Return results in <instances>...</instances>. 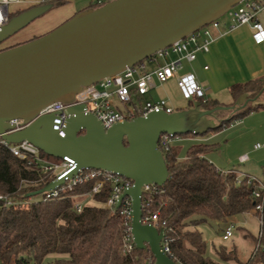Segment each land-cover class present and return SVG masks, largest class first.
Here are the masks:
<instances>
[{"label":"water","instance_id":"water-1","mask_svg":"<svg viewBox=\"0 0 264 264\" xmlns=\"http://www.w3.org/2000/svg\"><path fill=\"white\" fill-rule=\"evenodd\" d=\"M244 0H111L88 8L51 32L0 52V138L28 142L46 155L73 159L77 169L105 170L134 181L119 198L133 203L132 234L136 247L150 250L155 264H177L161 248L163 229L144 225L142 188L163 187L169 179L158 147L162 135L204 136L215 129L220 112L244 109L243 95L232 106L150 113L105 129L84 106L67 109L65 138L54 130L55 116L41 115L55 103L70 105L85 87L121 74L151 59L187 36L219 20ZM54 8L34 6L0 28V45ZM256 97L254 100H257ZM13 121H21L17 129ZM54 180L27 197L63 185Z\"/></svg>","mask_w":264,"mask_h":264},{"label":"trees","instance_id":"trees-1","mask_svg":"<svg viewBox=\"0 0 264 264\" xmlns=\"http://www.w3.org/2000/svg\"><path fill=\"white\" fill-rule=\"evenodd\" d=\"M106 1L92 3L90 8L100 7ZM42 4L56 7L64 2L49 0ZM22 12L10 14L9 19ZM229 92L234 102L243 95L251 101L240 111L227 112L229 117L220 120L206 135L226 129L233 122L264 109V103H259L264 100V76L234 85ZM256 97L258 99L254 100ZM196 102L203 110L221 106L210 98L206 102L203 99ZM217 145L194 144L184 159L179 158L176 148L171 147L164 155L169 170L167 183L156 194H145L142 198L143 214L158 213L160 222H166L172 229L171 250L177 264H242L234 247L216 250L222 262L209 258L207 245L198 230L201 224L210 220L226 223L233 217L251 213L259 203L253 196L258 185L250 183L249 176L239 179L238 170L222 172L207 159V154ZM41 155L46 156L42 151ZM53 179L49 174L29 168L0 140V196L16 202L41 190ZM92 186V182L80 185L53 202L5 206L0 201V264H43L49 257L48 264H144L149 258L154 260L149 249L136 247L123 254L124 217L120 210L104 207L111 196L110 189L92 198V203L86 204L82 212L75 210V203L83 201L81 196ZM245 237L258 243L251 234H245ZM254 252L249 264H264V251Z\"/></svg>","mask_w":264,"mask_h":264},{"label":"built area","instance_id":"built-area-1","mask_svg":"<svg viewBox=\"0 0 264 264\" xmlns=\"http://www.w3.org/2000/svg\"><path fill=\"white\" fill-rule=\"evenodd\" d=\"M21 1L22 0H0V28L9 21V7L13 4L21 3ZM47 1L49 0H42V3ZM263 11L264 0H244L225 14L231 19V24L227 32L231 33L242 26H251L255 31V41L264 44V25L258 19V15ZM219 27L220 20L214 21L171 47L158 52L152 57V63L156 65V69L152 72L147 70L144 62L129 67L119 75L106 78L99 83L83 88L75 96L72 104H52L42 110L41 115H54V130L58 131L60 136L65 138L66 112L71 106H84V112L95 116L106 130L118 123L132 121L138 117H145L150 113L165 112L167 114H172L175 110L167 100L160 99L158 101H149L145 99V96L149 94L153 88V81L156 80L159 84L169 82L175 77L178 71L182 70L183 60L193 62L197 59L198 53H208L212 42L215 40L212 30H218ZM173 54L177 55L178 59L166 62L165 64L158 63L159 60L166 61ZM177 86L182 91V96L186 101L193 102L198 99H203V101L206 102L208 99L206 90L198 84L193 74L179 77L177 79ZM12 124L15 125L18 130L23 128L21 127V121H13ZM179 139V136L162 135L158 147L163 155L169 153L172 143ZM1 142L9 148L14 156L26 162L29 168H35L40 170L43 174L53 176V181L64 180L63 185L54 190L35 197H27L26 195L22 199H17L16 202L13 201L12 198L0 196V201H3L5 206H11L13 204L26 206L37 202H53L63 198L66 192H71L80 185L92 182L93 186L91 190L81 196L84 198L83 201H77L75 203V210L78 213L82 212L84 206L87 204V200H92V198L99 195L107 188L110 189L111 196L104 204V207L113 211L120 210L124 217L125 236L123 239V254L126 255L136 248L132 234L133 203L131 198H125L121 202L120 208H116L120 196L126 190L134 187V181L121 177L113 172L94 169H81L76 175L72 176V173L77 169V164L69 157H65L58 163H52L46 161L41 155V151L31 143L22 142L20 144H9L3 140H1ZM256 148H261V145L258 144ZM249 182L258 185L253 196L259 201L255 211L259 216V236L262 239L264 231V183L252 177L249 179ZM160 189L161 187L154 184L146 185L142 188V198L145 194H156ZM142 223L144 225H153L157 229H163L164 235L161 242L162 251L174 260L171 250V245L174 242L171 236L172 229L167 226L166 222H160L159 214L154 213L147 215L143 214ZM232 236L233 226L226 227L222 239L228 241ZM258 250L264 251L262 242L258 243L254 253ZM144 264H155V259L149 258Z\"/></svg>","mask_w":264,"mask_h":264},{"label":"crops","instance_id":"crops-1","mask_svg":"<svg viewBox=\"0 0 264 264\" xmlns=\"http://www.w3.org/2000/svg\"><path fill=\"white\" fill-rule=\"evenodd\" d=\"M54 2L63 1L64 4L54 7L51 11L45 14L43 17L37 19L32 24L27 26L25 29L17 33V35H22L17 43V45L23 44L24 42L31 41L38 36H43L55 28L59 27L61 24L75 16L77 13L90 8L92 3L103 2L106 0H53ZM42 4V0H22L21 3L14 4L16 8L10 14L28 10L34 6ZM259 21L264 25V11L258 15ZM231 24V19L226 15L224 19L220 20L219 29H213L212 33L215 40L210 46V51L208 53L200 52L197 55V59L193 62L187 60L182 61V70L178 71L175 77L165 84H159L156 80L153 81V88L145 96L146 100L158 101L160 99H165L173 107V98L170 95V87L167 86L171 81L173 82V87L177 88L181 94L182 91L177 86V79L181 76L187 74H193L196 77L198 84L206 90L207 97L212 100H217L221 106H232L235 102L231 96L229 89L237 84H245L250 81L257 80L264 76V44L257 43L254 39L255 31L251 26H242L236 31L231 33L227 32L229 25ZM227 32V33H225ZM23 42V43H21ZM4 48H11L15 45H0ZM178 59V56L171 55L163 64ZM156 69L155 67L149 71L152 72ZM164 89V96L157 97L153 94V91L157 89ZM225 102L224 103V100ZM197 103L196 101L193 102ZM174 108V107H173ZM180 111L181 109H175ZM263 110H259L247 116H254ZM245 119V118H244ZM249 119V118H248ZM245 120L241 121L240 124H244ZM253 138L255 143L247 154H242L241 161L249 162V166L259 167L261 165L264 169V125L254 127ZM213 133L206 136L197 137L192 142L197 144L200 143H210L214 139ZM181 138L176 140V143H182ZM261 141V143H256ZM255 144V145H253ZM260 144L261 148H256ZM247 152V150H246ZM207 159L214 164V160L211 158L210 154H207ZM252 157V158H251ZM180 158V157H179ZM185 157L181 158L184 159ZM215 165V164H214ZM254 170V168H251ZM221 170V169H219ZM228 170H221L222 172H228ZM239 171L241 176H249L250 178H255L257 181L264 183V178H259L257 173L253 171Z\"/></svg>","mask_w":264,"mask_h":264},{"label":"rangeland","instance_id":"rangeland-1","mask_svg":"<svg viewBox=\"0 0 264 264\" xmlns=\"http://www.w3.org/2000/svg\"><path fill=\"white\" fill-rule=\"evenodd\" d=\"M109 2V1H106ZM16 8V5H11L9 7V11L13 12ZM226 15L221 17L219 20L224 19ZM56 29V28H55ZM39 37V36H38ZM22 38V35L15 34L10 39L3 42L1 45L6 44L8 46L15 45L17 46L18 40ZM23 43V42H21ZM26 43V42H24ZM9 48H4V46H0V52L3 50H6ZM147 70L151 71L155 67V63H152L150 61L144 62ZM159 64H163V60L158 61ZM167 86L170 87V95L173 98V107L175 109H183L188 110L190 109L191 104L189 101H186L184 97L182 96L181 92L173 87V82L171 81ZM153 94L157 97L164 96V89H157L153 91ZM224 103L225 99L223 100ZM194 102V101H193ZM259 103H264L263 101H259ZM228 104L226 103L225 107ZM229 117V114L227 112H220L218 116V120L215 121L216 124L220 120L227 119ZM249 118V119H248ZM245 119H240L238 121L233 122L228 128L223 129L221 131L213 133L214 136H216L214 139L211 140L210 144H218L216 149H213L208 154L211 155V158L214 160V164L218 169L221 170H228V169H236L239 171H251V168H254L252 170L254 173L258 174L259 178H264V169H262L261 165L259 167L249 166V162L241 161V155L247 154L250 150L252 143L254 141V136L252 133H254L253 128L258 127L261 125H264V113L260 111L253 117L250 116ZM245 120L244 124H240L241 121ZM252 132V133H251ZM183 141L182 143H176L174 141L172 143V147L176 148L178 151L179 157L183 158L186 157L188 149L194 145L197 144L195 142H192L191 140L202 137L197 135H187V136H179ZM256 143H261V141H258ZM255 145V144H253ZM247 150V152H246ZM252 158V157H251ZM44 159L46 161L52 162V163H58L62 161L61 159H57L55 157L51 156H44ZM264 165V163H262ZM238 178L241 179L243 176H241V173H239ZM92 200H87V204L92 203ZM228 226H233V236L230 240L224 241L222 239V236L224 234V230ZM198 230L202 233L203 239L207 245V251L206 255L211 258L212 260L216 262H222L219 256L216 253V250H219L220 248H236L238 258L242 264H249L250 259H252L253 252L255 250V246L257 247L259 242H262L264 245V238H260L259 232H260V224H259V216L257 215L256 211H253L251 213H247L244 215H239L236 217H233L228 220V222L224 223H217L215 221H208L203 224H201L198 227ZM245 234H251L254 239L258 240L257 244H254V241L252 238L245 237ZM51 261V257L45 260L43 264H48ZM222 264H236L233 262H222Z\"/></svg>","mask_w":264,"mask_h":264}]
</instances>
